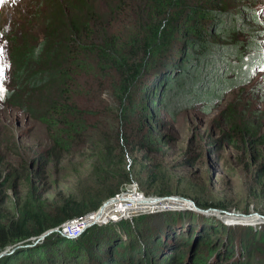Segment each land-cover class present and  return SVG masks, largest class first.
I'll return each mask as SVG.
<instances>
[{
	"label": "trees",
	"instance_id": "trees-1",
	"mask_svg": "<svg viewBox=\"0 0 264 264\" xmlns=\"http://www.w3.org/2000/svg\"><path fill=\"white\" fill-rule=\"evenodd\" d=\"M261 79L264 0H7L0 7V125L24 116L44 128L46 144L27 151L0 140V191H14L0 196V249H7L0 264H261L250 251L258 243L263 253V232L247 235L238 250L222 223L184 238L188 215L178 211L94 225L75 239L77 232L53 231L89 219L134 182L146 195H169L160 172L130 174L125 159L166 154L169 121L194 108L207 116L219 110L217 127L225 130L207 145L222 141L250 155L264 209L262 128L226 100L248 87L255 93ZM98 89L112 100L107 122L94 109ZM69 158L88 164L93 186L46 208L31 168L59 173ZM21 181L24 197L15 193ZM221 230L224 237L212 240Z\"/></svg>",
	"mask_w": 264,
	"mask_h": 264
},
{
	"label": "rangeland",
	"instance_id": "rangeland-1",
	"mask_svg": "<svg viewBox=\"0 0 264 264\" xmlns=\"http://www.w3.org/2000/svg\"><path fill=\"white\" fill-rule=\"evenodd\" d=\"M6 3L7 0H0V7ZM257 85L259 87H254H257L255 93H252L248 87L246 91L228 95L226 100L233 103L237 112L245 111L247 117L250 119L252 117L255 123L261 126V133L264 134V79L259 80ZM95 96L98 101L94 109L99 115V122L110 121L111 114L108 108H112V100L107 97L105 89H98ZM218 112L219 110L214 111L212 115L208 116L203 115L195 108L193 112H185L178 117L174 124H170L171 121H169L168 128L170 127V129L164 133L171 137L166 154L149 155L145 161L137 159L135 163H132L130 158L125 159L126 164L130 166V174H147L149 170L160 172V178L163 177L166 181L164 185H167V190L170 192L165 197L170 199L154 200L153 203L146 204L145 208L141 210L123 212L113 221L93 220L82 223L81 230L76 231L77 233L72 238L75 239L88 229L89 223L105 225L121 220H131L141 213L152 211L186 213L188 217L182 221L184 238L187 237L186 233L191 231L193 234L195 233L193 239H196L206 227L222 223L225 228L223 232L234 238L235 250L239 249L240 243L244 242L247 235L264 233V214L260 213L264 209L259 204L255 193L253 163L250 155L244 151H238L229 144L225 145L222 141L213 146L207 145L208 140H221L222 132L225 130L217 127L215 118ZM0 140L8 141L9 148L13 147L12 144L19 143L20 148L27 151L37 150L41 141L43 147L46 144L44 128L28 118L16 114L0 125ZM4 152H8L5 147ZM21 156L25 159L30 157L28 154ZM10 160L13 162V158ZM67 163L64 171H59V173L52 170L43 172V169L39 171L35 166L31 168L32 171L38 172L40 175V179L34 185L46 208L50 209L59 204L68 195L80 198L86 188L93 186L88 164L80 165L78 160L73 158H69ZM77 173L80 174L78 178L75 177ZM131 185L144 204L148 198L152 200L153 198H165L156 197V194L146 195L136 182ZM125 192H127V187L116 198H121ZM15 193L20 197L25 196L22 181L19 182ZM5 194L13 198L14 191L2 189L0 196ZM194 199L207 207H197ZM112 203H115V198L105 200L99 209L90 216L100 213ZM208 205H222L227 208V211L213 209ZM223 232L221 230L217 236H212V240L218 242V238L224 237ZM217 242L215 243L216 247ZM256 247L263 249L258 243L254 244L250 251L252 259L264 264V251L261 254L255 249ZM196 248H194V252ZM224 260H219L218 263H223Z\"/></svg>",
	"mask_w": 264,
	"mask_h": 264
},
{
	"label": "built area",
	"instance_id": "built-area-1",
	"mask_svg": "<svg viewBox=\"0 0 264 264\" xmlns=\"http://www.w3.org/2000/svg\"><path fill=\"white\" fill-rule=\"evenodd\" d=\"M145 205L146 204L139 200V196L136 195L133 186L130 184L127 186V192H125L121 198H115V203L110 204L100 213L90 216L89 219H75L74 222L69 223L67 227L55 231L60 235L68 236L73 232L80 231L82 223H88L93 220L113 221L115 218L121 216L123 212L141 210L145 208Z\"/></svg>",
	"mask_w": 264,
	"mask_h": 264
},
{
	"label": "water",
	"instance_id": "water-1",
	"mask_svg": "<svg viewBox=\"0 0 264 264\" xmlns=\"http://www.w3.org/2000/svg\"><path fill=\"white\" fill-rule=\"evenodd\" d=\"M157 199H170V198H153V200H148L149 201V203H153L154 202V200H157ZM184 201H186V200H184ZM98 217V216H97ZM53 231H55V230H53ZM53 231H48V232H46L45 234H43L42 236H40L38 239H37V241L36 242H38V241H40V240H42L44 237H46L47 235H49V234H51ZM6 252H7V249L6 248H4V249H0V258L1 257H3L4 255H6Z\"/></svg>",
	"mask_w": 264,
	"mask_h": 264
},
{
	"label": "bare ground",
	"instance_id": "bare-ground-1",
	"mask_svg": "<svg viewBox=\"0 0 264 264\" xmlns=\"http://www.w3.org/2000/svg\"><path fill=\"white\" fill-rule=\"evenodd\" d=\"M139 200L141 201V198H139ZM148 200H150V198H148V199L145 201V204H150ZM151 200H152V199H151ZM93 225H94V223H89V224L87 225V227L89 228V227H92Z\"/></svg>",
	"mask_w": 264,
	"mask_h": 264
}]
</instances>
